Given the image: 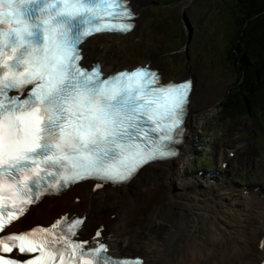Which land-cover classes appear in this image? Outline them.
<instances>
[{
	"label": "snow or ice",
	"instance_id": "obj_1",
	"mask_svg": "<svg viewBox=\"0 0 264 264\" xmlns=\"http://www.w3.org/2000/svg\"><path fill=\"white\" fill-rule=\"evenodd\" d=\"M132 15L129 0H0V264H18L14 250L38 253L26 264H142L73 240L83 218L4 232L49 192L124 182L176 155L190 81L162 84L147 65L105 74L81 64L86 38L130 31Z\"/></svg>",
	"mask_w": 264,
	"mask_h": 264
},
{
	"label": "rangeland",
	"instance_id": "obj_2",
	"mask_svg": "<svg viewBox=\"0 0 264 264\" xmlns=\"http://www.w3.org/2000/svg\"><path fill=\"white\" fill-rule=\"evenodd\" d=\"M144 3L146 13L138 20L134 32L129 33L130 35L102 36L103 38L90 42L88 48L92 56L106 62L108 66L133 67L139 63H149L153 53L157 52V65L165 67L175 79H195L198 93L194 100H191V104L196 108L192 140L186 147L185 158L171 163L180 178L170 176L172 183L168 181L167 185L174 190L180 191L184 187L183 189L192 191L190 182H210L208 178L212 174L216 179L225 180V184L230 178L235 179L230 180L227 186L246 185L250 190L254 187L261 188V185L264 187V104L261 101L255 102L256 111L244 115V119H234L227 114L220 115L229 89L232 85L238 87L241 76L230 54L236 33L234 12H238L235 0H144ZM185 11L190 15L193 29L185 18ZM191 30L192 37L189 38ZM111 43L118 48L110 47ZM127 47L136 48L127 51ZM217 115L220 116L215 119ZM239 127L246 129H240L236 139L234 131ZM246 141L251 143L242 149ZM214 150L218 157L214 166L209 165L208 169L200 160L202 169H193L194 164L198 162V156L203 153L208 157ZM255 157L256 165H261L260 169L254 165ZM253 168L254 174L259 176L250 177ZM184 182L186 185H182ZM99 196H102L104 203L101 207L96 203L97 209L99 207L104 210L108 207L107 215L117 213L123 227H126L124 219L128 215H131L133 220L137 218L133 197H124L118 190L113 194H106L105 197L103 194ZM113 196L116 198H112ZM85 197L87 202L92 201L88 195ZM180 201L179 198L168 200L162 211L175 208L176 214L183 216L182 211L176 208ZM180 206L184 207L182 204ZM187 214L193 217V210L187 209ZM164 223L170 225L167 221ZM153 225L152 222L142 224V221H136L132 231L128 232L132 237L146 240L145 231L152 229ZM187 227V224L183 225L182 230L170 238L165 250L157 248L158 257L189 258L193 255L183 233ZM194 232L203 238L211 235L212 228L199 219V227L195 228ZM154 235L159 243L165 246L169 235ZM194 240L192 239L191 245ZM139 248L142 246L139 245ZM203 252L209 255L206 249Z\"/></svg>",
	"mask_w": 264,
	"mask_h": 264
},
{
	"label": "bare ground",
	"instance_id": "obj_3",
	"mask_svg": "<svg viewBox=\"0 0 264 264\" xmlns=\"http://www.w3.org/2000/svg\"><path fill=\"white\" fill-rule=\"evenodd\" d=\"M129 5L135 11L137 20L143 18L146 13L144 0H129ZM99 34L89 37L87 41L93 40ZM85 49L87 50V48ZM157 55V52L153 53L150 61L155 69H159V75L162 82L167 83L177 80L165 67L157 65ZM85 57L86 61L89 63H92V60H95L87 52L85 53ZM197 93L198 90L194 87L192 99L195 98ZM195 111V105L192 104L185 125V139L181 147L179 159L184 158L186 144L191 142L190 131L192 132L195 126ZM171 173L174 174L175 169L171 167L169 161H159L154 164L146 165L134 178L131 179V181L126 183L113 185L103 181L87 179L83 182L77 183L78 186L74 184L72 188L67 190V193L64 192L57 196L66 198L68 193L71 195L75 191L77 194L73 202L81 203L85 198V194L101 193V191L107 190L109 187H117L128 198L130 197L129 195H134L136 202L135 210L140 215V220H144L148 211H150L155 216L154 226L156 229L162 231L169 230V238L175 236L184 223L188 224V228L184 231L185 238L188 239L190 236L196 238L191 250L193 255L188 259L178 256L171 258L172 261H169L168 259L154 257L155 249L159 247V244L156 241H153L152 237L148 234L146 235L145 242L142 244V249L136 248L132 242L133 237H121L125 230L122 224L118 222L115 217H108L106 220H101L96 213L97 209L94 208V205L84 206L83 211L80 212L77 207L71 203L67 211H63L65 213L62 217L68 216L69 220H71L72 218H77L79 215L80 217L86 216L88 220L80 230L85 241L90 242L89 244H93L96 240L104 239L108 243V247L115 253L140 251L145 257V264H167L169 262L175 264H197L200 261V264H234L230 260V255L226 254L230 247L236 245L245 249L258 242L264 243L263 192L248 191L244 188H228V186H225L226 181H220V179H218L215 183H209L210 189L203 188L202 190H197L192 202L182 203L184 207L195 208L197 213L192 218L185 212H182L183 216H177L173 209L162 211L166 199L171 198V195L173 194L171 187L165 183L168 182L166 179ZM98 184L100 185L99 187L97 186ZM198 187H201V185L198 184ZM177 194L176 198H184L187 195V192L186 190L183 192L178 191ZM54 197L55 196H50L49 198ZM43 201L45 203L40 202L36 204L35 207L41 208L42 206H45L47 208L46 213L49 215L50 219L53 220L56 216L61 214L58 213L56 208L51 207L49 202L45 200ZM211 201H213L214 204H210ZM148 202L153 206L151 210H147L145 207V204ZM243 213L245 214V217H241V214ZM220 214L228 215L229 217L223 225L219 222V218H221ZM162 218L170 220L173 224L164 225L161 222ZM199 219L204 220L212 228L210 236L206 235L203 238H199L196 234L192 233L197 227ZM126 224L127 230L128 227L133 226L130 217L126 219ZM30 225H32V223L26 218V216H23L14 223L13 228L18 229ZM96 225H98V229L94 228ZM245 230L252 232L255 235L251 237L243 234L242 232ZM98 231L100 233L99 237L96 235ZM186 242L190 246V242L188 240H186ZM217 247L220 248L219 257L216 256L218 253ZM205 249L209 255L203 252ZM200 252L202 253L200 254ZM240 264L249 263L243 260ZM250 264L260 263L257 261H251Z\"/></svg>",
	"mask_w": 264,
	"mask_h": 264
},
{
	"label": "trees",
	"instance_id": "obj_4",
	"mask_svg": "<svg viewBox=\"0 0 264 264\" xmlns=\"http://www.w3.org/2000/svg\"><path fill=\"white\" fill-rule=\"evenodd\" d=\"M235 2L238 8V12H234L236 33L230 54L241 76L238 87L232 92L229 89L223 106L231 112L235 109L242 112L249 106L247 95L254 102L264 94V0ZM235 114L237 116L238 111Z\"/></svg>",
	"mask_w": 264,
	"mask_h": 264
},
{
	"label": "water",
	"instance_id": "obj_5",
	"mask_svg": "<svg viewBox=\"0 0 264 264\" xmlns=\"http://www.w3.org/2000/svg\"><path fill=\"white\" fill-rule=\"evenodd\" d=\"M185 17H186V20H187V22L191 25V27H192V24L190 23V21H189V17H188V15H187V11H185ZM191 34H192V30H191Z\"/></svg>",
	"mask_w": 264,
	"mask_h": 264
}]
</instances>
